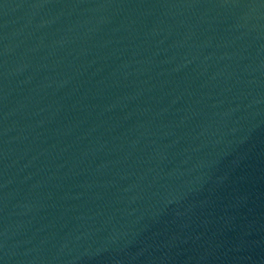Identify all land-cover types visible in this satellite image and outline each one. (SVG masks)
<instances>
[{
  "label": "water",
  "instance_id": "water-1",
  "mask_svg": "<svg viewBox=\"0 0 264 264\" xmlns=\"http://www.w3.org/2000/svg\"><path fill=\"white\" fill-rule=\"evenodd\" d=\"M94 0H0V116Z\"/></svg>",
  "mask_w": 264,
  "mask_h": 264
}]
</instances>
